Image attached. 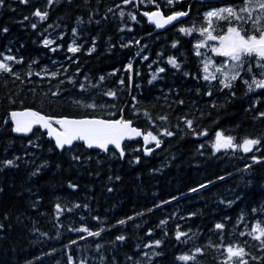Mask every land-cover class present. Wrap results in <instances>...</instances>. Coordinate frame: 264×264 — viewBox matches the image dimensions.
Instances as JSON below:
<instances>
[{
  "label": "trees",
  "instance_id": "obj_1",
  "mask_svg": "<svg viewBox=\"0 0 264 264\" xmlns=\"http://www.w3.org/2000/svg\"><path fill=\"white\" fill-rule=\"evenodd\" d=\"M238 1L3 0L0 53L22 62L9 61L12 73H0V264H223L229 246L244 247L248 264H264L261 241L248 235L251 226L264 227V89L249 91L247 64L230 89L205 81L195 51L205 13ZM37 9L46 20L33 15ZM154 11L189 14L160 32L144 15ZM181 27L195 30L185 35ZM46 38L54 41L47 48ZM69 44L80 50L69 52ZM18 110L52 119H124L144 133L166 128L174 135L158 137L159 148L149 144L148 157L142 139L124 144V158L80 143L59 151L40 129L15 135L9 119ZM184 119L193 121L191 130ZM217 132L234 144L261 143L249 153L217 152ZM81 227L103 231L88 236L75 231ZM177 232L187 235L178 241ZM197 247L202 254L194 261L179 259Z\"/></svg>",
  "mask_w": 264,
  "mask_h": 264
},
{
  "label": "snow or ice",
  "instance_id": "obj_2",
  "mask_svg": "<svg viewBox=\"0 0 264 264\" xmlns=\"http://www.w3.org/2000/svg\"><path fill=\"white\" fill-rule=\"evenodd\" d=\"M21 3H27L28 0H20ZM54 0H48V4L51 5ZM71 3V0H68ZM130 0H124V3H129ZM144 2V0H141ZM150 2V0H149ZM173 0H168V3L171 4ZM3 4V0H0V5ZM111 11V9H110ZM256 13L257 15H254ZM189 13L186 11H178L172 15H168L166 18L161 15L160 11H154L152 13H144V15L148 16L149 20L155 24L157 28H162L167 24H171L173 21L178 20L181 17L187 16ZM33 15L38 17L40 21L46 20L48 13L41 12L39 9L35 10ZM121 16L124 15L123 12L120 13ZM133 20L136 19L135 16L131 17ZM28 19V17H25ZM205 19L209 22V28H201L199 30L200 35L205 37L206 40H216L218 41V47H212L211 51L216 56L225 57L227 61L231 62L224 63L220 67H216L214 72L209 71L212 62L210 59H205L203 65V79L205 81L211 82L213 80H218L219 84L222 85L224 89H230L233 86V83L240 78V72L245 64L246 57L255 56L258 66L261 69H264V63H259L264 61V0H243L242 4L239 7L231 6V7H223L216 11H209ZM215 20H225L228 22L227 33L220 36H214L212 34V21ZM233 21L236 24H233ZM251 25V30L247 31L245 29V25ZM32 28L35 29L37 27L36 23H33ZM52 27V25H49ZM195 29L194 28H179V31L185 35H191ZM214 30V29H213ZM4 32H7V28L3 29ZM73 36H76V30L73 29ZM54 43L53 40L44 39L43 45L44 47H49ZM172 47H176L174 43ZM204 42H198L195 44V48L197 49L196 55L202 56L203 53L199 51V49L204 48ZM53 52L57 49L52 48ZM80 49L78 47H74L72 44H69L68 51L71 53H76ZM0 56L3 57L0 60V73H12V68L9 65V61L15 63H21V60H18L16 57L12 55H5L4 53H0ZM144 59H148V57H144ZM35 63V61H34ZM168 63L176 69H179V64L175 59L169 58ZM151 67V65H150ZM130 71L132 65L129 64L127 66ZM165 71L164 68H160L159 72L163 73ZM251 72V68L248 69ZM115 74V73H113ZM37 75H39L37 73ZM261 78L256 79L255 76L251 79V81H245L248 84L249 91H254L256 89H264V71L261 72ZM54 76V74H53ZM16 78L19 79V75H16ZM131 79V77H129ZM157 79V76L153 74L152 80ZM100 80L103 81L104 77H100ZM152 80L149 83H152ZM123 83V80H121ZM254 86V87H253ZM209 95L211 92L208 93ZM56 95V93H53ZM110 98H115V92L108 91L105 93ZM180 104H183V101H179ZM88 108L95 107L94 104L86 105ZM144 115L149 117L151 122V117L148 112H145ZM11 121L14 125L12 131L16 133L28 134L32 131L34 125H39L41 128H45L48 130V135L55 140V146L58 149L63 150L65 147L71 148L74 141H81L83 144L89 148L100 149L101 151L108 152L109 146H113L120 154V157L123 158L125 155L124 149L122 147V142L124 140H131L137 137H141L144 144V155H149L154 149L148 148L149 144L154 143L156 148L161 146V139L158 137L167 136L171 137L174 135L172 131L168 129H164L163 131L158 132V134H153L152 131H147L146 133L142 132L136 127H132L131 121H126L124 119L118 120H104V119H57L53 121L51 118L40 115L34 111L27 112H12L10 114ZM260 117H264V112L260 113ZM157 119L160 121H167V116H158ZM55 123L60 126V130H57L52 127V124ZM183 123L188 129H192L193 121L191 119H184ZM261 141L259 139H243L242 143L234 144V138L232 136H224L222 133H216V140L213 144V148L215 151H220L223 149H233L239 150L249 153L252 152L254 147L259 145ZM258 150V149H256ZM73 159L78 160L79 157H73ZM254 163H259L260 161L253 156L252 157ZM136 162H139L137 158ZM7 166H15L14 161L8 160ZM37 173H33L36 175ZM119 179V177H117ZM69 187H73V185H69ZM201 187H205V185H201ZM112 189H109L111 191ZM192 191H197V189H193ZM75 207H80V205H75ZM60 211V206L57 205V212ZM255 212L256 210L253 209ZM129 219H132L129 217ZM243 219V217H241ZM120 224H124L125 221H119ZM161 223H165L161 221ZM225 225L223 223H217L215 225V229L222 231ZM75 231L79 232H87L88 236H100V231H89L87 228L81 227L75 229ZM151 233H149L150 235ZM244 233H241L243 235ZM185 232H177L176 239L179 241L181 237L186 236ZM248 235L252 236V239L261 241L262 247H264V227L261 226L260 223H257L251 226V232ZM116 239L118 241H123L125 237L123 235L117 236ZM160 241L157 240L155 242V247L160 246ZM152 247L153 245H146ZM227 259L223 262V264H248V261L244 259L248 253L245 251L244 247L240 246H229L225 249ZM202 254L201 249L197 247L195 249V253L193 255H184L180 256L179 259L182 261L195 260L196 255ZM153 255H160V253H153ZM131 259V258H129Z\"/></svg>",
  "mask_w": 264,
  "mask_h": 264
},
{
  "label": "rangeland",
  "instance_id": "obj_3",
  "mask_svg": "<svg viewBox=\"0 0 264 264\" xmlns=\"http://www.w3.org/2000/svg\"><path fill=\"white\" fill-rule=\"evenodd\" d=\"M175 1V0H173ZM243 0L241 1H238V2H234L232 4H226V5H222L220 7H217V8H213V9H210L209 11H216L220 8H223V7H231V6H235V7H239L241 4H242ZM208 11V12H209ZM206 12L205 13V16L206 14L208 13ZM254 15H257L256 13H254ZM233 24L235 25L236 22L233 21ZM228 22L225 21V20H215L213 19L212 21V27L210 28V30H212V34L214 36H220V35H224L227 33V28H228ZM245 29L247 31H250L251 30V25H245L244 26ZM201 28H209V22L206 20V24L199 27L198 28V32ZM214 29V30H213ZM200 33V32H199ZM198 42H204L205 43V47L204 48H201L199 49V51L201 53H203L202 56H198L199 59H200V63H201V69H202V74L204 75V72H203V65H204V61L205 59H210L211 62H212V65L209 69V71L211 72H214L215 71V68L216 67H220L222 66L224 63H231L229 61H227V59L225 57H221V56H216L212 53L211 51V48L212 47H218V41L216 40H206L205 37H202L201 36V39ZM195 51H197V49L195 48ZM245 64H247V67L250 65V68H251V72H249V79H247L246 81H251V79L253 78V76H255V78L257 79V76H259L261 78V72L264 71V69H261L259 66H258V63H257V60L255 58V56H252V57H246L245 58ZM259 63H264V61H261ZM255 69V70H254ZM243 71V68L241 69V72H240V76H241V73ZM259 78V79H260ZM211 82H214V83H219L218 80H213ZM248 85V84H247ZM254 87V86H253ZM223 149V148H222Z\"/></svg>",
  "mask_w": 264,
  "mask_h": 264
},
{
  "label": "water",
  "instance_id": "obj_4",
  "mask_svg": "<svg viewBox=\"0 0 264 264\" xmlns=\"http://www.w3.org/2000/svg\"><path fill=\"white\" fill-rule=\"evenodd\" d=\"M163 16V15H162ZM165 17V16H164ZM166 18V17H165ZM186 18V16H184V17H181V18H179L178 20H176V21H173L171 24H167V25H165L164 27H162V28H157L156 26H155V24L152 22V25H153V27L155 28V29H157L158 31H160V32H163V31H165L166 29H169V28H171V27H173L174 25H176V24H178L179 22H181L183 19H185ZM27 111H29V110H18V111H15V112H27ZM14 112V111H13ZM12 113V112H11ZM10 113V114H11ZM41 115V114H40ZM52 119V118H51ZM61 119H65V118H61ZM68 119V118H67ZM84 119H96V118H84ZM53 121H55V120H57V119H52ZM9 121H10V123H11V125H12V127H14V125H13V123H12V121H11V117H10V119H9ZM52 127L53 128H55V129H57V130H60V126L59 125H54V124H52ZM132 127H134L133 125H132ZM36 129H40L43 133H45L46 134V136H47V138L49 139V140H51L53 143H54V145H55V140L52 138V137H50L49 135H48V130L47 129H45V128H41L39 125H34L33 126V128H32V131L31 132H29L28 134H23V133H16V132H14L13 131V133L15 134V135H17V136H29L34 130H36ZM140 130V129H139ZM140 139H142L141 137H137V138H134V139H131V140H124L123 142H122V147L124 146V144L125 143H130V142H136V141H138V140H140ZM83 144V142H81V141H74L73 142V145H75V144ZM72 145V146H73ZM84 145V144H83ZM71 146V147H72ZM85 146V145H84ZM149 146V145H148ZM147 146V147H148ZM56 147V146H55ZM86 147V146H85ZM144 145H143V149H144ZM87 148V147H86ZM58 149V148H57ZM64 149H69L68 147H65ZM63 149V150H64ZM87 149H89V148H87ZM109 149H112V150H114L115 152H117L118 154H119V152L113 147V146H109ZM59 151H62L61 149H58ZM91 150H97V151H101L100 149H96V148H92ZM101 152H105V151H101ZM120 155V154H119ZM146 157H148L149 155H145ZM124 157H125V155H124ZM123 157V158H124Z\"/></svg>",
  "mask_w": 264,
  "mask_h": 264
}]
</instances>
